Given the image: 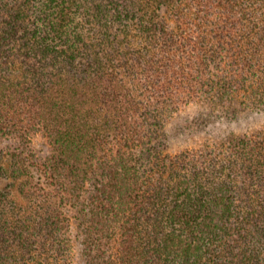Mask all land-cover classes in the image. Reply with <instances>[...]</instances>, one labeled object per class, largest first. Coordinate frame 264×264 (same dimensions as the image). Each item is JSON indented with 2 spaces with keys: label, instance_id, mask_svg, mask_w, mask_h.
<instances>
[{
  "label": "trees",
  "instance_id": "trees-1",
  "mask_svg": "<svg viewBox=\"0 0 264 264\" xmlns=\"http://www.w3.org/2000/svg\"><path fill=\"white\" fill-rule=\"evenodd\" d=\"M260 107L264 0H0V264H264Z\"/></svg>",
  "mask_w": 264,
  "mask_h": 264
},
{
  "label": "rangeland",
  "instance_id": "rangeland-1",
  "mask_svg": "<svg viewBox=\"0 0 264 264\" xmlns=\"http://www.w3.org/2000/svg\"><path fill=\"white\" fill-rule=\"evenodd\" d=\"M195 107L196 106H194V104L184 106V108L181 110V114L183 112V113H187L190 115V113L191 114L193 113ZM260 109L262 111H264L263 107H260ZM261 113L257 114V115H253V116H247L244 118L241 116L242 117L241 120H238V121L233 122V123H228V124L222 123V125L220 126V129H223L225 131L231 130L234 133H241V132L246 131V130L249 132H252V130L257 128L258 126L264 127V112H261ZM202 138H204V137L202 136ZM193 141L197 142L195 137H194ZM171 144H172V148H174L175 150L177 147L182 146V143L179 140L177 135H174V137L171 139ZM73 263L79 264L78 260L73 262Z\"/></svg>",
  "mask_w": 264,
  "mask_h": 264
}]
</instances>
